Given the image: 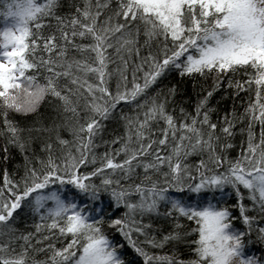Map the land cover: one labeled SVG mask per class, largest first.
<instances>
[{
  "label": "snow or ice",
  "instance_id": "6c2138e0",
  "mask_svg": "<svg viewBox=\"0 0 264 264\" xmlns=\"http://www.w3.org/2000/svg\"><path fill=\"white\" fill-rule=\"evenodd\" d=\"M0 264H264V0H0Z\"/></svg>",
  "mask_w": 264,
  "mask_h": 264
},
{
  "label": "trees",
  "instance_id": "16d2710c",
  "mask_svg": "<svg viewBox=\"0 0 264 264\" xmlns=\"http://www.w3.org/2000/svg\"><path fill=\"white\" fill-rule=\"evenodd\" d=\"M178 79V77L176 78ZM173 83H175V80H172ZM165 83H168V81H165ZM199 91V87H197L195 90L192 87V83L190 81L186 82L185 84L181 85L180 88V96L183 97L184 102H185V107L189 110L192 111L194 109L195 103H196V93ZM217 102H219V108L223 109L225 107L231 108L232 106V101L228 100V101H222L221 97L219 95H217L215 97V99L212 101L213 106L217 105ZM237 108L242 111V109L240 108V102L237 101ZM222 114V112H221ZM213 120L216 119V115L213 114ZM257 135L259 134V130L257 129ZM246 139V137L244 138ZM236 143L238 145V147L234 150V154H238L239 153V144L242 143V138L238 135L236 138ZM117 239H119V237H117ZM165 252H167V249L164 250H157L158 254H164ZM259 254V253H257Z\"/></svg>",
  "mask_w": 264,
  "mask_h": 264
}]
</instances>
